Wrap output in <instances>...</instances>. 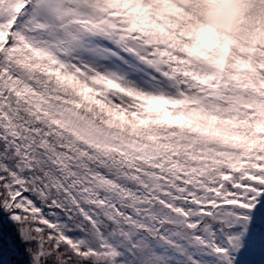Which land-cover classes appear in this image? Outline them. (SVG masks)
Wrapping results in <instances>:
<instances>
[{
	"label": "snow or ice",
	"instance_id": "6c2138e0",
	"mask_svg": "<svg viewBox=\"0 0 264 264\" xmlns=\"http://www.w3.org/2000/svg\"><path fill=\"white\" fill-rule=\"evenodd\" d=\"M0 264H264V0H0Z\"/></svg>",
	"mask_w": 264,
	"mask_h": 264
}]
</instances>
